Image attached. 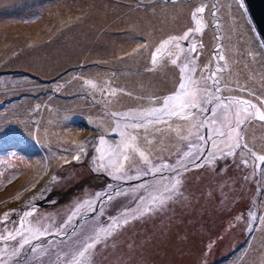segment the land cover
Here are the masks:
<instances>
[{
    "label": "rangeland",
    "instance_id": "rangeland-1",
    "mask_svg": "<svg viewBox=\"0 0 264 264\" xmlns=\"http://www.w3.org/2000/svg\"><path fill=\"white\" fill-rule=\"evenodd\" d=\"M213 3L217 0H207V29L182 42L184 46L190 42L202 45L197 56L192 54L198 67L193 75L199 78V69L207 65V74L217 66L220 47L216 40H220L227 62L220 74L222 83H227L222 94L252 99L259 105L255 96L264 95V85L253 54L248 55L252 52L241 17L225 0H218V16L213 18L209 14ZM201 4L202 0H176L175 4L168 0L154 4L148 0H0V171L4 172L0 179L15 176L0 187V214L20 208L47 187L44 198L35 201L37 214L59 221L75 203L102 190L98 180L111 181L105 173L91 170L96 166L92 157L97 155L94 148L99 135L118 140L111 129L119 116L111 113L146 111L174 92L178 68L167 65L165 54L157 71H147L152 66L151 52L162 40L193 27L191 13ZM217 20L219 26L213 28ZM218 34L219 39L215 38ZM113 89L115 96L111 95ZM169 123L181 135L187 134L189 122L173 118ZM168 127L162 123L149 126L147 133L139 130L141 148L149 147L145 137L153 140L154 159H167L183 147L176 132L155 131ZM246 142L257 154H264V122L254 121L248 127ZM80 143L88 145L87 155L72 161L75 145ZM62 157L70 162L63 164ZM240 158L237 152V161ZM247 159L248 168L241 165L238 169L231 158L219 161L215 170L202 168L196 172V181L190 180V172L186 208L128 226L106 248L98 249L95 264H264V225L256 220L252 229L247 227L249 211L257 217L264 215V173L253 177L254 158ZM225 165L227 171L221 174ZM54 174L64 177L62 185L69 191L65 200L55 193L58 182L50 183ZM86 176L97 183L88 181L93 184L81 186L79 182ZM221 183L228 195L223 204ZM205 184L208 190H204ZM80 211L93 215L86 206ZM237 215L242 219L236 220ZM166 224L173 226L166 229L170 234L160 230ZM224 225L228 244L222 240L215 250L211 245L215 246V237Z\"/></svg>",
    "mask_w": 264,
    "mask_h": 264
},
{
    "label": "snow or ice",
    "instance_id": "snow-or-ice-1",
    "mask_svg": "<svg viewBox=\"0 0 264 264\" xmlns=\"http://www.w3.org/2000/svg\"><path fill=\"white\" fill-rule=\"evenodd\" d=\"M148 2L154 4L159 0ZM168 2L175 4L176 0ZM232 2L247 17L245 0ZM206 4L207 0H202V4L192 11L193 27L182 35H171L162 40L151 52L152 66L147 71H157L158 61L165 54L168 57L167 65L178 68L179 83L175 91L164 96L159 106L146 111L111 113L112 116H119V120L114 121L115 127L111 129L112 133L118 134V140L99 135L94 148L97 155L92 157L96 166L91 170L105 173L113 183L106 184L91 198L75 203L66 217L59 221L51 216L37 214L39 210L35 201L44 198L49 190L47 187L39 196L25 201L20 208L0 214V264H95L98 249L106 248L108 241L128 226L136 222H149L169 211L175 214L176 206L186 208L189 201L186 195L187 175L193 170H215L219 161L230 158L238 169L241 165L248 168L247 157L250 156L254 158L252 176L255 177L257 172L264 173L261 168L264 154H257L246 142L248 127L254 121L264 122V95L255 96V92H249V96H255L259 105L252 99L224 96L222 93L227 83H222L220 74L227 69L226 56L219 54L217 66L207 74V65L199 69L201 75L197 78L193 75L198 67L192 54L197 53L198 47L202 45L192 42L187 46L182 44L190 41L193 34H202L207 29L204 17ZM217 7L218 0L212 4L209 12L213 18L218 16ZM247 24L253 33H257V27L251 19L247 20ZM218 26L219 20L212 25L213 28ZM216 38H220L219 34ZM260 49L264 50V42L260 44ZM216 51L219 52V49ZM173 56L175 58H171ZM213 59L217 60V56L214 55ZM219 62L225 63L221 65ZM260 79L264 85V73L260 74ZM85 83L95 88L91 81ZM240 90L246 89L241 87ZM111 95H116L115 89ZM173 118L189 122L186 135H181L179 128L171 127L169 122ZM162 123L168 124V129L156 128V133L176 132L183 147H178L167 159H154L151 154L153 140L145 137L149 147L141 148L137 143L139 130L143 129L147 133L149 126ZM87 147L85 143L75 145L76 152L71 160L80 161L82 156L87 155ZM237 152L241 157L239 161L236 159ZM62 159L63 164L70 162L66 158ZM226 171L227 165L220 168L221 174ZM3 176L4 172L0 171V178ZM13 179L15 176H9L7 181L0 179V187L4 183H11ZM60 179L54 174L50 183L59 182ZM245 179L249 177L246 175ZM133 181L138 183H129ZM218 187L222 196L220 203L223 204L228 198L223 191L225 184L221 183ZM211 196L210 193L209 198ZM85 206L93 215L88 216L80 211ZM247 215L248 229H252V221L259 220L260 225H264V215L257 217L252 211ZM235 219L240 220L242 216L237 215Z\"/></svg>",
    "mask_w": 264,
    "mask_h": 264
},
{
    "label": "water",
    "instance_id": "water-1",
    "mask_svg": "<svg viewBox=\"0 0 264 264\" xmlns=\"http://www.w3.org/2000/svg\"><path fill=\"white\" fill-rule=\"evenodd\" d=\"M225 2L240 15L253 57L261 73H264V63H262L264 62V50L260 49V44L264 42V0H245L247 17L244 16L243 11L238 10L232 0H225ZM248 19H251L257 27V33L251 31V26L247 24Z\"/></svg>",
    "mask_w": 264,
    "mask_h": 264
},
{
    "label": "trees",
    "instance_id": "trees-1",
    "mask_svg": "<svg viewBox=\"0 0 264 264\" xmlns=\"http://www.w3.org/2000/svg\"><path fill=\"white\" fill-rule=\"evenodd\" d=\"M9 72H12V71H9ZM202 169V168H201ZM197 170H200V169H197ZM193 171H195V170H193ZM64 178V177H63ZM62 178V180H59V182H58V184H59V186H57L58 187V189H57V191H55V193H57L58 192V196H59V199L61 198V200H65L66 198H67V195H69V191H67V189L64 187V185H62V181L64 180ZM83 182H85V180H82ZM82 181H80L79 183H83ZM207 184H210V183H207ZM207 184H205L204 185V190H208V187H206L207 186ZM210 189L212 190L213 188L212 187H210ZM209 192H210V190H209ZM201 194H202V191L200 192ZM54 194V193H53ZM207 194V193H206ZM249 196V195H248ZM58 198V197H57ZM42 211L43 212H48L47 210H46V208L45 209H43L42 208ZM193 224H194V222H192ZM234 223V222H233ZM197 224H194V226H196ZM173 228V226L171 227V225L170 224H166V225H161V227H160V230H161V232H163V233H167V234H170L169 232L171 231V230H166V229H172ZM175 228V227H174ZM181 228H183V227H181ZM185 230H187V227H185L184 228ZM225 232H227L226 231V227H225V225L223 226V228L221 229V231H218V235L215 237V246H213V245H211V248H213V249H215V250H217L218 249V246L221 244V242H222V240H224V241H226V243L224 244V245H226V244H228V238H227V240L226 239H224V237L226 236V234H225ZM179 234H183V233H179ZM219 237V238H218ZM222 237V238H221ZM218 238V239H217ZM98 264V263H97Z\"/></svg>",
    "mask_w": 264,
    "mask_h": 264
},
{
    "label": "flooded vegetation",
    "instance_id": "flooded-vegetation-1",
    "mask_svg": "<svg viewBox=\"0 0 264 264\" xmlns=\"http://www.w3.org/2000/svg\"><path fill=\"white\" fill-rule=\"evenodd\" d=\"M216 38V37H215ZM217 42H218V44H219V47L220 48H218L219 50H220V54H223L222 52H221V42H220V40H216ZM217 44V45H218ZM214 46V47H213ZM212 46V52L213 51H215L216 50V46H215V44ZM199 54V51H197V53H195V56H197ZM215 63H217V62H215ZM178 83H179V80H178ZM178 83H177V85H176V87L178 86ZM176 87H175V89H176ZM175 91V90H174ZM171 95V94H170ZM228 96H236V95H228ZM242 98H244V97H242ZM189 128V127H188ZM205 132H206V130H205ZM198 170H195V171H192L191 173V175H190V180H194V181H196V179H198L197 177V172ZM189 176V175H188ZM86 178V179H85ZM84 179H85V181L86 182H83V183H80V184H82L81 186H86V185H92L93 183H89L88 181H91V182H95L92 178H88L87 176L85 177ZM99 181V183L101 184H98V185H100V186H102L103 188L102 189H104L105 188V186H106V184H108V183H113V181H108V180H104V179H100V180H98ZM95 183H97V182H95ZM126 186V185H125ZM200 193V192H199ZM189 194H190V192L189 193H187L186 195H188L189 196ZM194 194H198L197 192H194ZM179 208V206H176L175 207V210L177 211V209ZM196 210H199L198 208H195ZM177 213V212H176ZM233 223V222H232Z\"/></svg>",
    "mask_w": 264,
    "mask_h": 264
},
{
    "label": "bare ground",
    "instance_id": "bare-ground-1",
    "mask_svg": "<svg viewBox=\"0 0 264 264\" xmlns=\"http://www.w3.org/2000/svg\"><path fill=\"white\" fill-rule=\"evenodd\" d=\"M154 23H155V22H154ZM133 24H135V23H133ZM138 24H139V23H138ZM141 24H142V23H141ZM0 25H1V24H0ZM5 26H6V25H5ZM3 27H4V25H3ZM28 27H29V26H28ZM138 27H139V26H138ZM4 28H5V27H4ZM26 28H27V27H26ZM133 28H135V27H133ZM142 28H143V27H142ZM22 29H23V28H22ZM22 29H21V30H22ZM100 29H101V28H100ZM100 29H99V30H100ZM139 29H140V28H139ZM179 29H180V28H179ZM179 29H178V30H179ZM23 30H24V29H23ZM174 30H175V29H174ZM105 31H106V30H105ZM140 31H141V30H140ZM143 31H144V30H143ZM18 32H19V31H18ZM98 32H99V31H98ZM137 32H138V31H137ZM168 32H169V31H168ZM170 32H173V31H170ZM170 32H169V33H170ZM31 35H32V34H31ZM243 41H244V40H243ZM4 43H5V42H4ZM116 43H117V42H116ZM119 46H120V45H119ZM1 48H2V47H1ZM47 48H48V47H47ZM244 48H245V47H244ZM244 54H245V53H244ZM244 56H245V55H244ZM240 61H241V60H240ZM235 63H236V60H235ZM240 63H241V62H240ZM250 63H251V62H250ZM234 66H235V65H234ZM237 66H238V65H237ZM238 68H239V67H238ZM238 68H236V69H238ZM246 69H247V68H246ZM253 69H254V68H253ZM253 69H252V70H253ZM240 70H241V69H240ZM250 71H251V70H250ZM253 71H254V70H253ZM258 72H261V71L258 70ZM241 73H242V72H241ZM245 73H246V71H245ZM254 73H255V71H254ZM106 74H107V72H106ZM100 75H102V74H100ZM103 75H104V74H103ZM240 76H241V75H240ZM241 78H242V77H241ZM104 80H105V79H104ZM239 80H240V79H239ZM250 80H251V79H250ZM255 80H256V79H255ZM125 81H126V80H125ZM251 81H252V80H251ZM257 81H258V80H257ZM257 81H256V82H257ZM244 84H245V83H244Z\"/></svg>",
    "mask_w": 264,
    "mask_h": 264
}]
</instances>
